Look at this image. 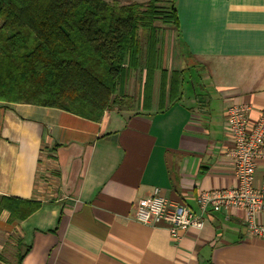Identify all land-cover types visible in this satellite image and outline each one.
Returning <instances> with one entry per match:
<instances>
[{
    "label": "crops",
    "instance_id": "1",
    "mask_svg": "<svg viewBox=\"0 0 264 264\" xmlns=\"http://www.w3.org/2000/svg\"><path fill=\"white\" fill-rule=\"evenodd\" d=\"M176 12L170 36L191 60L162 65L158 42L160 67L196 68L201 92L190 81L189 103L182 84L159 110L158 68L145 108L140 67L125 81L123 105L98 121L0 101V198L39 203L23 220L0 210V264L21 253L20 264H264V238L246 235L240 210L210 213L179 241L162 223L133 219V205L155 187L195 210L199 191L235 185L226 106L248 104L250 124L264 109V0H176ZM257 220L264 225V213Z\"/></svg>",
    "mask_w": 264,
    "mask_h": 264
},
{
    "label": "trees",
    "instance_id": "2",
    "mask_svg": "<svg viewBox=\"0 0 264 264\" xmlns=\"http://www.w3.org/2000/svg\"><path fill=\"white\" fill-rule=\"evenodd\" d=\"M156 21L178 29L176 0H0V101L59 108L98 121L105 110L123 105L125 81L139 67L147 108L160 68L163 110L166 95L170 103L179 99L185 69L160 67ZM38 207L37 201L0 198L9 222Z\"/></svg>",
    "mask_w": 264,
    "mask_h": 264
},
{
    "label": "built area",
    "instance_id": "3",
    "mask_svg": "<svg viewBox=\"0 0 264 264\" xmlns=\"http://www.w3.org/2000/svg\"><path fill=\"white\" fill-rule=\"evenodd\" d=\"M251 107L243 102L226 106L225 129L232 141V159L236 184L199 191L196 209L171 201L153 188L150 195L133 205V219L145 225L162 223L171 239L179 241L189 230H201L210 213L240 210L248 237L264 238V225L257 220L264 213V109L250 124ZM263 165V176L255 179V170Z\"/></svg>",
    "mask_w": 264,
    "mask_h": 264
},
{
    "label": "rangeland",
    "instance_id": "4",
    "mask_svg": "<svg viewBox=\"0 0 264 264\" xmlns=\"http://www.w3.org/2000/svg\"><path fill=\"white\" fill-rule=\"evenodd\" d=\"M144 2H141V3H144ZM155 24L157 25V28H158L157 36H158L159 45L162 51L161 53L162 65L169 66V67L170 66L180 67L182 65L186 67L189 64L191 58L186 54V52H184L182 48H179V46L176 45L177 42L175 40V36L173 40L171 39L169 27L160 21H156ZM138 36L140 37L142 49L144 50L145 48L144 31L140 30L138 32ZM183 76H184V81H183V92L184 93H183L182 102L189 103L191 101L190 97L192 96V92H193L190 81L193 82L196 92L198 93L201 92V89L197 86L199 75L197 73L196 68L188 66V69L184 70Z\"/></svg>",
    "mask_w": 264,
    "mask_h": 264
}]
</instances>
